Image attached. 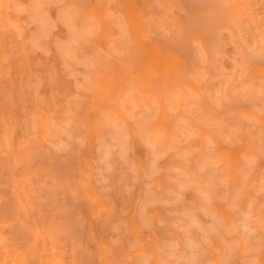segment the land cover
<instances>
[{"label":"rangeland","instance_id":"obj_1","mask_svg":"<svg viewBox=\"0 0 264 264\" xmlns=\"http://www.w3.org/2000/svg\"><path fill=\"white\" fill-rule=\"evenodd\" d=\"M0 264H264V0H0Z\"/></svg>","mask_w":264,"mask_h":264}]
</instances>
